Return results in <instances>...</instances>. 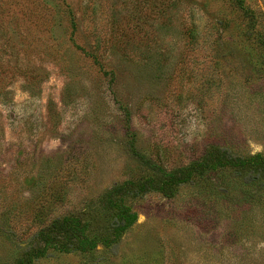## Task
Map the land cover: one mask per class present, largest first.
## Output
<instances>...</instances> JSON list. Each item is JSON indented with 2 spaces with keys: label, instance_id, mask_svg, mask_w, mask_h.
Returning a JSON list of instances; mask_svg holds the SVG:
<instances>
[{
  "label": "rangeland",
  "instance_id": "1",
  "mask_svg": "<svg viewBox=\"0 0 264 264\" xmlns=\"http://www.w3.org/2000/svg\"><path fill=\"white\" fill-rule=\"evenodd\" d=\"M224 149L264 157V0H0V264L53 218L104 234L108 188ZM118 202L113 245L32 264H264V161Z\"/></svg>",
  "mask_w": 264,
  "mask_h": 264
},
{
  "label": "trees",
  "instance_id": "2",
  "mask_svg": "<svg viewBox=\"0 0 264 264\" xmlns=\"http://www.w3.org/2000/svg\"><path fill=\"white\" fill-rule=\"evenodd\" d=\"M219 154V157L215 155L212 157L209 151H204L199 158L191 161L185 167L170 169L157 182L151 183L148 179H145L143 182H133L130 179L121 180L119 183L108 188L102 195L103 201L110 206L116 207L114 217L112 218L113 226L111 230L101 235L87 236L83 231L84 226L77 224L74 219L68 216L53 218L46 227L43 226L32 234L30 243L27 246L29 249L26 250V255L22 259H18L16 264H32L36 258L42 255L44 257L47 256V249L49 248L59 252H68L73 249L88 251L97 243L104 246L113 245L119 232L131 223V214L118 202L122 196L128 194L135 195L138 192L152 189H159L164 193H169L175 183L187 180L192 175L199 174L208 167L225 164L239 169L250 165L258 168L264 161V157L257 153L249 156H240L224 149ZM209 158H214L211 163H209ZM111 197H115V200L112 201Z\"/></svg>",
  "mask_w": 264,
  "mask_h": 264
}]
</instances>
